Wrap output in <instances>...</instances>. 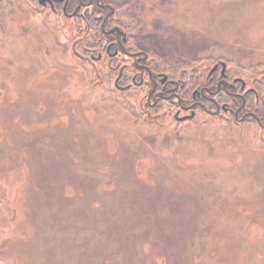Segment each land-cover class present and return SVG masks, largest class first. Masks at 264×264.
I'll return each instance as SVG.
<instances>
[{"label":"rangeland","instance_id":"1","mask_svg":"<svg viewBox=\"0 0 264 264\" xmlns=\"http://www.w3.org/2000/svg\"><path fill=\"white\" fill-rule=\"evenodd\" d=\"M120 1L162 71L264 77V0ZM26 4L0 0V264H264L258 127L148 110Z\"/></svg>","mask_w":264,"mask_h":264},{"label":"flooded vegetation","instance_id":"2","mask_svg":"<svg viewBox=\"0 0 264 264\" xmlns=\"http://www.w3.org/2000/svg\"><path fill=\"white\" fill-rule=\"evenodd\" d=\"M39 15L56 17L59 32L66 24L78 36L74 52L100 82H115L120 91L144 90V107L185 122L199 115L254 125L264 135V77L242 74L219 60L206 72H165L158 60L128 30L127 10L113 0H26ZM127 21V22H126ZM52 22V21H51ZM178 70V69H177ZM186 119H182L185 118Z\"/></svg>","mask_w":264,"mask_h":264},{"label":"trees","instance_id":"3","mask_svg":"<svg viewBox=\"0 0 264 264\" xmlns=\"http://www.w3.org/2000/svg\"><path fill=\"white\" fill-rule=\"evenodd\" d=\"M113 1H114V4H115L116 6H119V8H122V9H123L124 7H126L125 4H126L127 1H124V2H123V1H120V0H113ZM124 5H125V6H124ZM125 9H126V8H125ZM134 38H136V36H135ZM136 40H137V41H136ZM135 41L138 42V43H140V44H142V42H141L138 38H136Z\"/></svg>","mask_w":264,"mask_h":264},{"label":"water","instance_id":"4","mask_svg":"<svg viewBox=\"0 0 264 264\" xmlns=\"http://www.w3.org/2000/svg\"><path fill=\"white\" fill-rule=\"evenodd\" d=\"M182 119L184 120V119H186V117L185 118H182Z\"/></svg>","mask_w":264,"mask_h":264}]
</instances>
